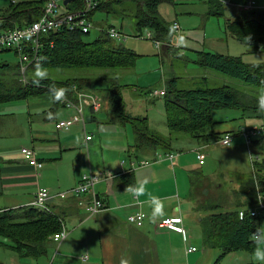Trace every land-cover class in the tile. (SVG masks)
Returning <instances> with one entry per match:
<instances>
[{
    "label": "crops",
    "instance_id": "obj_1",
    "mask_svg": "<svg viewBox=\"0 0 264 264\" xmlns=\"http://www.w3.org/2000/svg\"><path fill=\"white\" fill-rule=\"evenodd\" d=\"M251 1L255 4L254 0ZM10 3V0H0V10ZM158 11L165 20L168 18L171 21L170 24L177 22L173 16L172 3L161 2ZM235 14L236 12L231 17ZM122 32L126 35L125 38L131 37L125 31ZM229 38L226 34L218 37L217 42L222 43V46L215 52L227 54L224 50L229 47ZM169 42L160 40L159 45H154L161 50L157 53L161 65H164L167 58L163 52L168 50L167 47H171L167 45ZM3 51H6L5 48H0V52ZM5 55L0 53V67L7 65ZM15 63L17 75L19 60ZM15 78L16 76L13 81ZM0 82L6 86L10 85L7 80ZM121 83L132 84L124 81ZM155 88L166 89V85ZM247 91H256L260 97L264 96L254 87ZM82 92L86 95L94 91ZM72 96L78 99L75 92ZM13 100L14 104L9 103ZM21 103L24 104L22 110H16L15 108H21ZM86 109V112L89 111L88 115L86 114V132L92 134V139L87 143L84 140L82 124L79 122L67 130L56 129L55 121L70 116L73 110L63 107L52 93L42 92L26 98H12L0 102V211L24 206L33 207L31 202L36 191L39 187H46L50 196L45 200V204L50 209L49 212L61 218L67 230L66 236L59 241L51 235L45 242V251L38 255H20L1 242L0 264H202L208 246L202 240L201 216L199 213V219L188 216L191 215L190 208L194 203L191 199L189 172L200 171V168L196 154L194 157L193 152L187 151L191 149L196 152L197 148L205 147L207 143H200L193 138L187 139L185 143L181 138L186 136L178 134L173 139L172 146H179L169 151L174 153L172 159L167 158L165 154L168 152L162 149L137 151L132 146L134 133L129 124L108 119L102 123L98 122L97 120L106 114L102 104L94 113L90 112L88 107ZM212 114L216 121L212 130L216 134L211 138L217 143L224 132L238 134L239 128L251 126L261 119L260 112H242L236 108L218 109ZM148 121L151 123V120ZM127 130L130 131V137ZM119 131L124 132V137ZM167 133L168 129L164 134ZM237 136L239 138L235 141L233 139L234 144H231L240 147L243 138L241 135ZM21 146L34 148L36 158L42 162L41 166H36L24 158L20 152ZM125 152L128 155L124 154ZM143 159H148L149 162L141 164ZM204 163L205 158L201 164ZM176 169L180 171L179 177H176ZM85 173L98 175L94 191L76 194L72 187ZM145 180L147 183L144 184L143 195L137 197L129 191V188L140 185ZM243 180L233 183L229 192L224 193V207L233 206L237 197L236 190ZM216 186L221 188L218 183ZM154 191L161 193L155 194ZM60 192L64 194L60 195ZM152 196L161 198L165 204V215L162 217L182 218L180 223L185 229L183 232L159 226L157 221L162 217L151 220L148 200ZM176 196L181 199H176ZM94 197L101 198L106 208L90 213L87 206ZM138 210L146 214L139 226L127 219L129 213ZM195 241L202 243V252L198 251ZM188 246H192L193 250L187 251ZM203 263L207 264L205 261Z\"/></svg>",
    "mask_w": 264,
    "mask_h": 264
},
{
    "label": "trees",
    "instance_id": "obj_2",
    "mask_svg": "<svg viewBox=\"0 0 264 264\" xmlns=\"http://www.w3.org/2000/svg\"><path fill=\"white\" fill-rule=\"evenodd\" d=\"M161 2L175 4L176 0H99L86 16L93 22L92 18L96 11L112 15H126L124 12L131 11L132 14L129 13V16L132 17L136 31L141 32L143 28H149L154 31L155 39L170 41L172 26L158 11ZM206 2L208 14L222 15L224 4L231 3L232 0H206ZM43 5V0H19L10 3L0 10V31L11 29L15 25L28 24L37 19L43 11ZM83 8L84 0H71L67 4L62 0L60 7L61 10L66 11H81ZM239 12L240 14L234 18L225 21L229 34L241 43L250 44L256 51L264 50V6L253 9L242 8ZM109 26L114 25L107 27ZM98 27L100 26H96L97 29ZM107 27L99 29V34L90 39L88 35L93 28L87 32H83L80 27L73 29L59 27L49 30L41 35V44L37 53L39 60L34 63L55 68L85 69L134 66L138 54L124 45H115L112 39L116 38L109 36L105 29ZM5 50H13L18 55L12 48ZM42 57L46 59L42 60ZM194 61L238 78L253 85L254 88L264 86V61L247 62L241 55L205 50L198 51ZM32 79H26L22 84L16 77L11 87L0 82V102L12 98H26L42 92L55 95L56 90L59 89L65 90L72 96L75 92L72 85H75L76 90L79 91L97 92L102 97V107L106 112L109 111V120L130 125L134 133L132 146L141 152L156 149L169 152L173 148L172 141L178 134L187 135L200 143H209L212 135L216 134L212 130L216 123L212 114L214 110L236 108L242 112L245 110L260 112L261 118L264 116V112L259 111L257 107L260 96L256 91L248 92L227 84L215 87L204 85L179 88L174 78L166 84L163 95L168 133L162 134L151 128L146 115L132 116L124 112L121 89L126 85L119 83L116 77L80 75L61 80L44 78L39 85L33 84ZM226 132H230L235 137L242 136L241 128L238 134ZM197 150L202 151L201 148ZM251 150L255 153L252 154V164L256 176L249 174L240 183L233 206L224 207L225 192L216 186L212 190L213 194L209 196L211 200L199 209L203 243L221 249L220 256L231 251L253 250L257 246L253 234L259 228V217L247 212L243 218H240L238 210L253 206L257 201L258 193L264 194V135L252 140ZM212 200L214 202H211ZM222 207L223 209H220ZM60 219L56 214L34 206L1 211L0 238L4 240H0V243L20 255H38L45 251V242L48 238L60 230Z\"/></svg>",
    "mask_w": 264,
    "mask_h": 264
},
{
    "label": "rangeland",
    "instance_id": "obj_3",
    "mask_svg": "<svg viewBox=\"0 0 264 264\" xmlns=\"http://www.w3.org/2000/svg\"><path fill=\"white\" fill-rule=\"evenodd\" d=\"M242 1L243 0H232L231 3H225L222 15L208 14V3L206 0H176L175 4L172 3L174 9L173 16L178 22L179 28H171L172 36L170 42L169 44L165 43L171 45V47H167L168 50L163 52L167 55V58L164 60V65L160 64L159 55L157 54L158 52H161V50L155 48V43L152 39L137 38L134 36L138 31L135 30L132 17L129 16V13L132 14L131 11L129 13L124 12L126 15H112L103 11H96L92 18L96 26L107 27L108 24L111 23L120 29L121 32L125 31L131 35V37L125 39H112V42L115 45L130 47L138 53L134 66L128 67L129 70L127 71V69L121 67L109 69H85L74 67L55 68L34 63L27 67L25 78H34L35 72L38 69H42L47 72L46 78L50 79L61 80L80 75H91L96 77L105 75L111 78L116 77L119 83H121V81L131 82L132 84H126L127 86H123L121 89L124 112L129 113L132 116L142 117L146 115L148 120H151V123L149 122L151 124L150 126L155 129V131L164 134L167 127L163 113V97H155L151 94V90L155 87L165 86L174 78L176 86L179 88H193L204 85L215 87L227 84L237 89L247 91V89L254 87L238 78L231 77L213 68L199 65L194 61L197 57L198 51H216L220 49L222 43L219 44L217 42L219 39L217 38L225 36V34L230 36L228 49L224 50V48H222L227 54L241 55L247 62L264 61V50L256 51L250 44L239 42L229 34L225 27L224 23L228 18H232L231 16L234 15L235 12V16L240 14L239 11L243 8L241 7V4L247 0ZM254 2V8L262 6L260 4H264L262 3L264 0H254ZM256 2L260 4H257ZM234 3L239 4L236 5V7L233 5ZM166 20L167 23L170 24L171 21H169L168 18H166ZM147 29L149 28H143L141 32L145 33ZM98 34L99 29L93 28L90 31L88 38H93ZM221 42H224V40H221ZM134 43L136 44L134 45ZM0 53L6 54L4 57H6L5 59L7 61L6 66L0 67V80L9 81L10 85L7 87H11L14 85L13 78L16 76L18 81L23 84L24 81L21 79V73L19 70V74L16 75L17 66L15 61H18V55L15 54L13 50H7ZM123 70H126V72ZM223 78L226 79L224 80ZM257 89L264 94V86H257ZM100 98L102 99V97ZM9 103L14 104L15 100L10 101ZM21 105V108L15 109L22 110L24 104L21 103ZM104 110L106 112V109ZM88 112L89 111L85 112V114ZM101 118L102 119H98L97 121L102 123V121L105 122L107 119L109 120V111L107 110L106 114ZM128 129L131 130L130 127H128ZM129 130H127V134H129L130 137ZM93 131L95 132V130ZM119 132H121L124 137V132ZM184 136L186 137L181 138L184 142L187 139H190L189 136ZM233 137L234 141L239 138V136L235 137L234 135ZM213 140L211 138L210 142L207 143L205 147L201 148L205 153V163H199L198 167L200 168V171L192 170L189 172L191 199L194 203L190 208L191 215L188 216H195L197 219H199L197 214L200 213V207L211 200L209 196L213 194L212 190L216 187V183H218L222 188V191L227 194L232 188L233 183L238 182L240 179L243 180L244 178H247L251 173L250 155L245 146L244 139L241 141L242 146L240 147L236 145L233 146L232 144L229 146L223 145ZM130 144H132V142H130ZM177 145L178 144H174L173 147L176 148L179 146ZM127 147H129V145H127ZM180 148H182V146ZM125 151L129 153L127 148H125ZM187 152H193L195 157V151L189 149ZM124 154L128 155L126 152ZM179 172L180 171L176 169V177H179ZM172 179L174 180L173 177ZM154 193L159 194L161 191H154ZM176 199L180 200L181 198L176 196ZM197 202L198 206H196ZM211 202H214V200ZM220 209H223V207ZM258 217L259 228H264V211H262ZM195 243L197 244L198 251L202 252L204 250L202 243L200 241H195ZM206 249L207 250L204 253V261L207 264H209V262L210 264H264V262H257L254 260V249L231 251L223 256H220L221 249L219 248L208 246ZM203 262L202 264H204Z\"/></svg>",
    "mask_w": 264,
    "mask_h": 264
},
{
    "label": "built area",
    "instance_id": "obj_4",
    "mask_svg": "<svg viewBox=\"0 0 264 264\" xmlns=\"http://www.w3.org/2000/svg\"><path fill=\"white\" fill-rule=\"evenodd\" d=\"M11 3H16L19 0H10ZM99 0H84V8L81 11H66L61 10L62 0H43V11L39 17L35 20H32L28 24L17 26L13 28L0 31V48H12L18 53L19 60V71L21 73V79L25 82L26 78V69L29 65L39 60L37 55L39 47L41 44L40 38L41 35L48 32L49 30L56 29L59 27H67L73 29L75 27H80L83 32H87L92 28H96V25L89 19H87V13L95 6ZM241 7L246 9L254 8V3L251 0H247L241 4ZM172 27L174 29L178 28L177 22H174ZM99 29H104L103 27H98ZM110 37L116 39H125L124 35L120 30L114 26H109L105 28ZM125 36V37H124ZM134 36L141 38H149L154 41L156 45H159L160 40L155 39L154 31L147 29L145 33L138 32ZM75 93L77 94V100L67 94L63 89L56 90L55 93L63 91V96L58 100V102L67 109H72L73 113L64 118H58L55 121L56 129H69L75 123L82 124V132L84 134L85 143L92 139V134L86 132L85 122L86 117V107L90 109L91 112H96L100 109L102 104L101 96L96 92H91L89 94L83 93L82 91L76 90L75 85H72ZM153 96H163L165 94V89L154 88L151 90ZM241 133L244 138L247 151L250 155L251 161V170L253 176H256L255 168L252 164L253 157L252 154H255L251 150L252 140L258 136L264 135V116L260 119L259 122L252 124L251 126L241 127ZM233 141V135L230 132H225L221 135L219 143L223 145H231ZM20 152L22 156L35 164L36 166H41L42 162L36 158V153L34 148L28 146H21ZM160 155V154H159ZM174 153H166L165 156L169 159L173 158ZM196 157L199 163L204 162L205 154L201 150L196 151ZM148 159L141 160V164H147ZM98 180V175L95 173H85L81 176L79 181L72 187V191L76 194L84 193L87 191H94L93 187L96 181ZM60 195H63L64 192H60ZM50 196L49 190L46 187H39L36 191L35 197L31 204L36 207L44 208L47 211H50L48 206L45 204V200ZM90 213H95L100 210H103L105 207L104 201L99 197H94L92 202L87 206ZM262 211H264V194L258 193L256 203L250 208H240L238 214L240 218H243L244 215L249 212L253 216H259ZM1 212V211H0ZM143 211H135L127 215V219L136 224L140 225L143 223L145 217ZM182 218L180 216L171 217L166 216L159 219L157 224L162 227L170 229H178L184 231L183 225L180 223ZM61 228L53 234V238L57 241L62 240L66 236V228L63 225V222L60 220ZM193 250L192 246L187 247V251Z\"/></svg>",
    "mask_w": 264,
    "mask_h": 264
},
{
    "label": "clouds",
    "instance_id": "obj_5",
    "mask_svg": "<svg viewBox=\"0 0 264 264\" xmlns=\"http://www.w3.org/2000/svg\"><path fill=\"white\" fill-rule=\"evenodd\" d=\"M46 59L44 57L41 58ZM47 77V72L38 69L35 74L34 78L32 79V83L35 85H39L41 81ZM63 96V91H59L55 94V98L59 100ZM258 110L264 112V96L259 97L258 102ZM147 181L145 180L142 184L133 186L129 188V191L133 193V195L139 197L144 194L145 188L144 184H146ZM149 207L151 209L150 218L151 220L155 221L159 217H162L165 215V204L163 200L159 197L152 196L148 200ZM255 243L257 247L253 250V258L257 262H264V228H258L255 233L253 234Z\"/></svg>",
    "mask_w": 264,
    "mask_h": 264
},
{
    "label": "water",
    "instance_id": "obj_6",
    "mask_svg": "<svg viewBox=\"0 0 264 264\" xmlns=\"http://www.w3.org/2000/svg\"><path fill=\"white\" fill-rule=\"evenodd\" d=\"M71 0H63L64 4H67L68 2H70Z\"/></svg>",
    "mask_w": 264,
    "mask_h": 264
}]
</instances>
